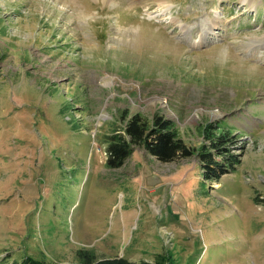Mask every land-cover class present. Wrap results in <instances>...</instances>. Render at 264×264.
Listing matches in <instances>:
<instances>
[{
  "label": "rangeland",
  "instance_id": "obj_1",
  "mask_svg": "<svg viewBox=\"0 0 264 264\" xmlns=\"http://www.w3.org/2000/svg\"><path fill=\"white\" fill-rule=\"evenodd\" d=\"M163 2L0 0V264H264V0ZM126 112L193 157L107 169ZM208 123L237 136L217 181Z\"/></svg>",
  "mask_w": 264,
  "mask_h": 264
},
{
  "label": "trees",
  "instance_id": "obj_2",
  "mask_svg": "<svg viewBox=\"0 0 264 264\" xmlns=\"http://www.w3.org/2000/svg\"><path fill=\"white\" fill-rule=\"evenodd\" d=\"M122 119L123 124L114 127L117 130L111 129V132L102 138L101 144L107 155V169L120 168L129 159L135 147L143 148L148 155L162 164L193 157L194 150L179 136L176 124L159 113L147 117L126 112ZM201 131L208 143L205 150L199 153L202 177L204 181H217L232 171L239 161L236 154L231 152L237 136L231 131L220 130L216 123L203 125ZM214 156L221 157V161L217 162ZM160 257L157 255L154 263L132 262L117 257L98 259L89 251H80L72 264H162L164 261Z\"/></svg>",
  "mask_w": 264,
  "mask_h": 264
},
{
  "label": "bare ground",
  "instance_id": "obj_3",
  "mask_svg": "<svg viewBox=\"0 0 264 264\" xmlns=\"http://www.w3.org/2000/svg\"><path fill=\"white\" fill-rule=\"evenodd\" d=\"M158 5H162L164 2L163 0H155ZM209 29L206 30V34H210V30L212 29L211 26L208 27ZM183 30V27L181 28ZM185 29V28H184ZM183 33V32H182ZM196 43V42H194Z\"/></svg>",
  "mask_w": 264,
  "mask_h": 264
}]
</instances>
